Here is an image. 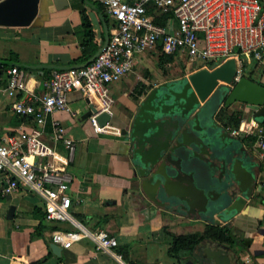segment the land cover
Returning a JSON list of instances; mask_svg holds the SVG:
<instances>
[{"label":"crops","instance_id":"0c3cea01","mask_svg":"<svg viewBox=\"0 0 264 264\" xmlns=\"http://www.w3.org/2000/svg\"><path fill=\"white\" fill-rule=\"evenodd\" d=\"M90 1L99 8L96 13L106 18L101 22L103 36L106 22L111 33L114 19L109 18L101 0ZM82 10H86L92 19L100 48L101 37L91 15L95 9L90 3L69 0L68 5L57 8L54 0H40L39 11L31 24H0V60L74 64L73 61L83 55ZM143 60V55H140L134 71L112 84L114 96L123 104L117 106L115 103L111 122L101 127L94 126L90 117L84 115L91 109V104L99 107L98 97L73 90L69 95L71 110L47 114L43 127L44 140L56 152L44 159L66 170L70 178L67 182L72 200L71 213L91 229L106 228L114 234L119 240L116 250L124 254L123 259L98 251L87 238L76 241L71 247H63L61 254L56 253L52 247L54 232L72 230L74 223L50 219L38 194L18 189L9 195L0 194V264H187L189 259L202 264L195 259L193 250L181 258L171 255L172 242L165 227L183 234L202 232L208 224L215 223L230 227L236 239L230 245L239 254L241 264H249L248 259L254 264H264V186L261 193L249 199L238 212L229 219H220L219 223L198 213L163 212L152 204L136 200L132 192L135 185L132 148L123 130L147 90L172 77L160 65L157 72L147 68L142 65ZM248 61L250 63L246 59V63ZM18 67L23 69L28 86L42 93L44 81L52 75L53 69ZM194 70L196 68H191L185 74ZM7 79L8 70L0 87V136L20 133L22 124L31 127L35 123L31 115H27L31 120L19 122L22 114L14 109L15 97L5 90ZM255 109L247 106L240 126L249 129L261 125L253 117ZM55 121H60L66 127V134L77 143L72 160L64 142L53 138ZM236 136L251 150L256 162L253 168L259 179L264 181V158L260 157L257 134L246 132ZM253 137L257 139L253 141ZM12 206L15 210L11 214Z\"/></svg>","mask_w":264,"mask_h":264},{"label":"built area","instance_id":"2783aa9c","mask_svg":"<svg viewBox=\"0 0 264 264\" xmlns=\"http://www.w3.org/2000/svg\"><path fill=\"white\" fill-rule=\"evenodd\" d=\"M114 19L108 46L83 67L53 69L44 81V91L37 93L28 86L21 67L8 69L7 93L15 97L16 112L31 115V127L22 124L20 133L0 136V194L9 195L18 189L38 194L50 219L71 221L75 228L54 232L52 240L63 247L89 239L98 251L118 260L123 254L116 250L118 238L106 228L91 229L78 221L70 211V180L45 156L55 150L43 138L47 114L71 110L69 95L80 90L86 96L96 95L100 101L90 119L101 127L98 116L113 114L116 97L112 84L134 71L144 52L170 53L184 60L189 68H215L231 57L238 62L235 79L244 75L246 59H254L264 67V0H101ZM173 12L163 25L151 12ZM162 47L159 48V43ZM1 87V82H0ZM232 134L255 133L260 157L264 158V128L228 127ZM53 138L63 141L73 159L76 141L66 134V127L54 122ZM68 160V159H67ZM249 264H254L250 262Z\"/></svg>","mask_w":264,"mask_h":264},{"label":"water","instance_id":"95a60500","mask_svg":"<svg viewBox=\"0 0 264 264\" xmlns=\"http://www.w3.org/2000/svg\"><path fill=\"white\" fill-rule=\"evenodd\" d=\"M57 8L69 0H54ZM91 12L102 45L88 60L69 65L0 62L27 68L67 69L83 67L94 61L108 46L111 33L101 22L106 18ZM40 0H5L0 3V24L25 26L32 23ZM238 62L231 57L215 68L201 67L181 77L164 80L148 89L140 99L131 121L123 130L132 148L136 200L152 204L160 211L202 217L219 223L238 212L263 190L264 181L254 170L253 154L240 137L219 120L223 108L240 104L254 106L253 117L264 122V83L246 74L235 79ZM97 111L95 104L85 113ZM113 120L103 112L101 126ZM15 207H11V214ZM61 254L63 246L53 243ZM202 264H241L231 245L208 238L193 249ZM187 264H195L189 259Z\"/></svg>","mask_w":264,"mask_h":264},{"label":"trees","instance_id":"16d2710c","mask_svg":"<svg viewBox=\"0 0 264 264\" xmlns=\"http://www.w3.org/2000/svg\"><path fill=\"white\" fill-rule=\"evenodd\" d=\"M83 15V38L81 40V45L83 46V55L75 59L73 62L80 63L90 59L98 50L99 43L96 39L95 30L93 27L92 19L86 10H82ZM151 12L155 16V21L159 24L165 25L168 22V19L173 16V12L158 14V11L152 9ZM162 47V43H159V48ZM159 57V65L164 69V71L169 74L170 70L168 69V65L176 60L175 54L170 53H155ZM185 66V64H183ZM248 63L245 64V68ZM15 65H9L3 62H0V82L5 78V71L10 67ZM29 69V68H25ZM50 71V70H49ZM254 71H250V77H253ZM255 79V78H254ZM219 120H221L225 126L238 128L243 120V113L232 112L230 108H223L218 115ZM31 117L27 115H22L19 122L29 121ZM264 127V122L261 123ZM257 137H253V141L256 140ZM165 232L167 236L171 239L172 246L169 250V253L173 256L181 258L182 255L191 252L195 246H197L200 242L207 238L219 240L226 242L228 244H234L236 239L235 235L232 233L231 229L227 225L220 224H208L204 231L202 232H188L183 234H177L169 229L168 226L165 227ZM123 254V253H122ZM124 256V254H123Z\"/></svg>","mask_w":264,"mask_h":264},{"label":"rangeland","instance_id":"374dc122","mask_svg":"<svg viewBox=\"0 0 264 264\" xmlns=\"http://www.w3.org/2000/svg\"><path fill=\"white\" fill-rule=\"evenodd\" d=\"M109 18L112 19V16L109 14ZM141 55H143V63L142 65H146L147 68H150L151 70L157 72V68L159 65V57L158 55L152 54L150 51L149 52H144ZM150 55V56H149ZM248 60H250V63L248 61V67L244 68V73L246 75H250V71H254V75L253 77L260 81L263 82V74H264V67L262 65H257L256 61L251 60L250 58H248ZM186 62L184 60H181L179 58H176V60L172 63H170L168 65V68L171 69L170 73L172 74V72H174L175 74H183V73H187L189 70H191V68H189L187 66V64H185ZM185 64V66L183 65ZM162 72V71H161ZM160 72V73H161ZM162 76V74H161ZM136 77V76H135ZM134 79V77H132ZM155 79H159V78H155ZM116 105H122L123 103L121 102V100L119 98L116 99Z\"/></svg>","mask_w":264,"mask_h":264},{"label":"flooded vegetation","instance_id":"af4514ba","mask_svg":"<svg viewBox=\"0 0 264 264\" xmlns=\"http://www.w3.org/2000/svg\"><path fill=\"white\" fill-rule=\"evenodd\" d=\"M170 75H172V77L170 76V77H167L166 79H164V80H168V79H174V78H177V77H181V76H184V75H186L185 73H183V74H180V75H178V76H173V74H171V73H169ZM163 80V81H164ZM162 82V81H161ZM160 83V82H159ZM246 108H247V105L246 104H240V105H237V106H234V107H232V108H230V110L232 111V112H236V113H244L245 111H246Z\"/></svg>","mask_w":264,"mask_h":264}]
</instances>
